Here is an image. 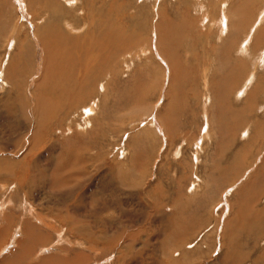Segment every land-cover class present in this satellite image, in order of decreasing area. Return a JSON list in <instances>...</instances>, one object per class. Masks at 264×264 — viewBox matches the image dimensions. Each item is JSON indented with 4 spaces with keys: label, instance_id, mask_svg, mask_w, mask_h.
<instances>
[{
    "label": "rangeland",
    "instance_id": "1",
    "mask_svg": "<svg viewBox=\"0 0 264 264\" xmlns=\"http://www.w3.org/2000/svg\"><path fill=\"white\" fill-rule=\"evenodd\" d=\"M86 5L129 47L71 107L41 36ZM0 25V264H264V0H0Z\"/></svg>",
    "mask_w": 264,
    "mask_h": 264
},
{
    "label": "bare ground",
    "instance_id": "2",
    "mask_svg": "<svg viewBox=\"0 0 264 264\" xmlns=\"http://www.w3.org/2000/svg\"><path fill=\"white\" fill-rule=\"evenodd\" d=\"M94 1V0H93ZM75 2V1H74ZM87 2V1H86ZM90 2V1H89ZM105 2V1H104ZM23 3V2H22ZM76 3V2H75ZM88 3V2H87ZM95 3V2H94ZM83 4V3H82ZM93 4V3H92ZM91 4V5H92ZM57 5H59V3H57ZM94 5V4H93ZM92 5V6H93ZM115 5V4H114ZM84 7H86V9L89 11V9L87 8V5L86 6H84ZM90 8V13L89 12H85L86 13V18L84 19L85 21H83V24H80V23H78V21L79 20H77L76 21V19H74V18H71V19H69V21L67 20V18H69V17H67L66 15H69L67 12H65V14H64V16H63V19H64V17H65V20H63L64 21V24H62L58 19H56V21L54 22V23H50L48 26H46L45 27V29H47L45 32L43 31V35L41 36V39H42V42L45 44V46H46V49H47V43H48V49H47V51L49 52V54H46V52H44L45 53V55L47 56L48 55V57H49V59H50V63H49V67L52 69V65H53V63L54 64H56L57 65V67H55V68H53V70L52 71H55V72H57L58 70H60L61 72H63V73H61V74H63V76L62 77H65V82H61L60 84H61V86H60V90H64L63 92L65 93V96H66V94L68 95V97L69 98H71L70 100H71V107H73V105H74V103L75 102H77V101H80L79 100V98H81L82 99V96H81V93L79 94V91L80 90H89V80H87L88 78V76H90V74L87 76V74L88 73H91V74H93V76L95 75V76H101V74L102 75H104L105 76V74L104 73H106V71H104L105 69H107V68H109V66L107 67V64H105V62H107V60L109 61L111 58L110 57H112V54H116L115 56H117V58H120L119 56H122L123 54H124V52H126V49L129 47V46H126L125 44H128L127 43V39H129V37H126V35H125V32H124V29H126L125 28V26L123 25L122 26V22L119 24V23H117L116 22V24H114L111 20H110V18H108V20L107 21H105L104 22V20H98V21H100L99 22V25H102V23H103V27L102 26H100V28H98V26H96V21H95V18H94V15L92 14V10H93V8H92V10H91V6L89 7ZM82 10V9H81ZM86 10V11H87ZM54 10L52 9V11H50L51 12V14H52V12H53ZM92 11V12H91ZM62 13H64L63 11H61ZM253 12V11H252ZM46 14H47V12H46ZM48 14H49V12H48ZM54 14V13H53ZM91 14V15H90ZM227 14V13H226ZM35 15H36V13H35ZM37 15H39V14H37ZM60 15V14H59ZM118 16V15H117ZM61 17V16H60ZM89 17L91 18L92 17V19H89ZM123 17V15L121 16V18ZM56 18V17H55ZM59 18V17H58ZM61 19V18H60ZM120 19V18H119ZM124 19V18H123ZM42 20V19H41ZM227 20V19H226ZM123 21V20H122ZM224 21H225V19H224ZM80 22V21H79ZM259 22L261 23V21H260V17H258L257 19H256V21L252 24V26L253 25H255V26H253L252 28V30H255L256 29V27H259ZM228 23H230V22H228ZM231 24V23H230ZM241 24V23H240ZM259 24V25H258ZM66 25V27L68 28V30H66V28L64 27ZM89 25V26H88ZM258 25V26H257ZM1 26V25H0ZM86 26H88L89 28L88 29H90V31H92V30H94V27H95V31H96V29L98 28V29H101L102 28V33H100L99 32V34L98 35H100V36H103L102 38H100L101 39V42H99V41H92V42H95V44L94 45H96V46H101V47H103L105 50L103 51V52H105V51H107V52H105V53H103L102 54V56H101V63L100 64H98V65H96V66H98V67H96L92 62L95 60V59H99L100 57L98 56V54H99V52L103 49H101V47L100 48H98L100 51L98 52V53H94L93 52V48L91 49L90 47H87V46H85L84 45V41L86 40H84L83 42L81 41L82 39H83V37H81V35H84L85 36V34L83 33V34H80L79 32H80V30H82V29H84ZM64 27V28H63ZM87 29V30H88ZM247 29V28H246ZM246 29H244V31H246ZM251 29V28H250ZM258 29V28H257ZM232 30V29H231ZM4 31H5V28H4ZM74 31H75V33H74ZM76 31H77V33H76ZM79 31V32H78ZM94 31V32H95ZM72 32V33H71ZM251 32V31H250ZM92 34V33H91ZM224 34V33H223ZM90 36V35H89ZM100 36H98V38L100 37ZM40 37V36H39ZM250 37H252L251 36V34L250 33H246L245 34V39L246 40H250L251 38ZM85 38V37H84ZM98 38H96L97 40H99ZM95 40V39H94ZM47 41V42H46ZM87 41H88V39H87ZM89 41H90V39H89ZM91 41H90V43H91ZM86 42V41H85ZM83 43V44H82ZM23 44V43H22ZM63 44H65V49L68 51L66 54H64V52H62V54L60 53V51H59V49H61L60 48V46H62ZM92 44V43H91ZM217 44V43H216ZM239 44H240V42H239ZM113 46L115 47L114 49H113ZM92 47V46H91ZM241 47V45L240 46H236L235 45V50H236V48H240ZM57 48H59V49H57ZM96 47H94V49H95ZM231 48H232V44H231ZM22 49H23V46H22ZM63 49H64V47H63ZM97 49V48H96ZM241 49V48H240ZM82 51V54L81 53H79V56H81L82 58H84V60H83V62H82V58L81 57H79V61H81L80 63V67H78L77 66V64H79V63H77V64H75L76 62H78V60H77V57H73V55L71 54V53H73V51L75 52V53H78V52H81ZM243 50V49H242ZM56 51V52H55ZM64 51V50H63ZM228 51V50H227ZM263 52V51H262ZM53 53V54H52ZM62 55V57H61V59L58 57V56H61ZM78 55V54H77ZM126 55V54H125ZM261 55V54H260ZM89 56H91V58L89 57ZM44 58H45V56H44ZM262 58H263V56H262ZM261 58V60H263ZM239 59V58H238ZM69 60H71V64L67 67V63H68V61ZM98 61V60H97ZM44 62H45V59H44ZM43 62V63H44ZM70 62V61H69ZM8 63H9V61H8ZM98 63V62H97ZM85 64H87L86 65V67H85V71L83 70V67L81 68V66L82 65H85ZM90 64H92L91 66H90ZM254 64V63H253ZM94 65V66H93ZM248 65V64H247ZM91 67V68H88V67ZM252 66V65H251ZM96 67V68H95ZM10 68V67H9ZM64 68H66V69H64ZM93 69H96L97 70V73L96 72H94V73H96V74H94V73H92V70ZM234 70V69H233ZM243 70V69H242ZM84 71V73H82ZM99 71V72H98ZM247 71V70H246ZM119 73V72H118ZM107 74H109V73H107ZM205 74V73H204ZM233 74H235V73H233ZM8 75V74H7ZM55 75H56V73H55ZM110 75H111V73H110ZM236 75V74H235ZM240 75V74H239ZM57 76H58V74H57ZM60 77H61V75H59ZM92 76V75H91ZM9 77V76H8ZM8 77H6V79L8 78ZM75 77H77L76 78V80H74L75 79ZM83 77V78H82ZM228 77V76H227ZM230 77V76H229ZM252 77V76H251ZM58 78V77H57ZM207 78V77H206ZM205 78V79H206ZM240 78V77H239ZM244 78V77H243ZM97 79V78H96ZM68 80H71L73 83H70L71 81H68ZM80 80V81H79ZM226 80V79H225ZM230 80V79H229ZM245 80V83L247 84V79H244ZM19 81H20V79H19ZM89 81V82H88ZM232 81H233V79H232ZM84 82V83H83ZM21 83V82H20ZM25 83V82H24ZM56 83V82H55ZM91 83V82H90ZM6 84V83H5ZM235 84V83H234ZM14 85H15V83H14ZM236 85V84H235ZM6 86H7V84H6ZM26 86V85H25ZM39 86V85H38ZM37 86V87H38ZM85 86H87V88L85 89ZM92 86V85H91ZM107 86V85H106ZM40 87V86H39ZM78 87V93H77V95H75V92H74V90L76 89ZM243 87V86H242ZM248 87V86H247ZM29 88V87H28ZM27 89V88H26ZM233 90H234V88H232ZM241 89V88H240ZM225 90H229V88H228V85H226L225 86ZM26 91V90H25ZM72 91V92H71ZM245 91H246V89H245ZM89 92V91H88ZM246 92H248V91H246ZM90 93V92H89ZM32 94V93H31ZM34 94V93H33ZM36 94V93H35ZM70 94H72L73 96H71L70 97ZM239 94H240V92H239ZM21 95V94H20ZM19 95V96H20ZM83 95V94H82ZM227 95H230V94H227ZM240 95H242V94H240ZM22 96V95H21ZM20 96V97H21ZM28 96V95H27ZM34 96V95H33ZM36 96V95H35ZM84 96V95H83ZM79 97V98H78ZM84 97H87V96H84ZM238 97V96H237ZM28 98V97H27ZM38 98V100H39V102H40V106H41V99L39 98V97H37ZM75 98V99H74ZM77 98V99H76ZM228 98V97H227ZM233 98V97H232ZM239 98V97H238ZM67 98H65L64 100H66ZM209 99V98H208ZM229 99H230V97H229ZM84 101V100H83ZM224 101V100H223ZM237 101V100H236ZM235 101V102H236ZM70 102V101H69ZM231 103H233V100L231 101ZM235 104V103H234ZM33 105V104H32ZM38 105V106H39ZM118 105V104H117ZM228 105V104H227ZM234 106V105H233ZM92 107H93V105H91V106H89V108H87V111L89 112V113H93V110H92ZM229 107V106H228ZM9 109V108H8ZM36 110H39V108H35ZM138 109V108H137ZM231 109H232V107H231ZM246 110V109H245ZM251 110H253V109H251ZM132 113V112H131ZM168 113V112H167ZM206 113V112H205ZM247 114V113H246ZM89 115V114H88ZM87 115V116H88ZM233 115V114H232ZM236 117V116H235ZM233 118V117H232ZM237 118V117H236ZM245 118V117H244ZM35 120V119H34ZM243 120H245V119H243ZM42 121H43V119L42 118H36V125H34V127H35V130L32 132V139H30V138H28V142L25 144H23V145H21L22 146V148H21V150H23L25 147H26V145L28 144V146H31V140H36V137H37V140H39L38 138H40L42 135H40V136H38V133L39 132H41V131H43V129H44V125H43V123H42ZM242 124V123H241ZM246 124V123H245ZM245 124H244V126H245ZM253 125V124H252ZM257 125V124H256ZM261 125V124H260ZM32 126V125H31ZM60 126V125H59ZM236 126V125H235ZM208 127V126H207ZM232 127V126H231ZM247 127V126H246ZM249 127V126H248ZM263 127V126H262ZM25 128V127H24ZM260 128V127H259ZM26 129V128H25ZM42 129V130H41ZM56 129V128H55ZM240 129V128H239ZM261 129V128H260ZM31 130V129H30ZM29 130V131H30ZM59 130H64L63 129V126H61L60 128H59ZM52 131V130H51ZM245 131V130H244ZM249 131V130H248ZM26 132V131H25ZM64 132V131H63ZM44 133V132H43ZM208 133V132H207ZM45 134V133H44ZM43 134V135H44ZM50 134V133H49ZM144 134H145V132H144ZM257 135H259V133L257 134ZM9 137V136H8ZM12 137V136H11ZM27 137V136H26ZM28 137H30V136H28ZM254 137V136H253ZM261 137V136H260ZM251 138V137H250ZM15 140V139H14ZM9 141V140H8ZM13 141V140H12ZM39 141H41V140H39ZM59 144V143H58ZM11 145V144H10ZM40 145V144H39ZM62 145V144H61ZM32 148H33V146H31ZM34 147H35V145H34ZM16 148V147H15ZM38 148V147H37ZM6 149V148H5ZM4 149V150H5ZM20 149V148H19ZM21 150H19V151H21ZM35 150H37V149H35ZM39 150H40V148H39ZM32 151V149H30L29 150V152H31ZM38 151V150H37ZM16 152H18V151H16ZM33 152V151H32ZM4 153H6V152H4V151H1L0 150V154H4ZM37 153V152H36ZM33 154V153H32ZM29 155V154H28ZM41 155V154H40ZM34 156V155H33ZM42 156V155H41ZM34 159V158H33ZM42 159V158H41ZM37 160L36 161V163H41L42 164V160ZM35 160V159H34ZM24 164V163H23ZM31 164H33V163H31ZM43 165V164H42ZM31 166V165H30ZM22 167H24V165H22ZM26 168V167H25ZM25 170V169H24ZM36 170V169H35ZM34 170V171H35ZM31 179V178H30ZM19 182H20V184L21 185H23V186H25L26 184H28V183H33L34 181H31V182H29L28 181V179H26V177H22V178H20L19 180H18ZM17 181V182H18ZM26 183V184H25ZM35 183V182H34ZM4 184V183H3ZM18 184V183H17ZM14 185H16L15 183H14ZM37 185V184H36ZM18 186V185H17ZM28 186V185H27ZM35 186V185H34ZM34 188V187H33ZM28 193H26L25 194V196L27 195ZM27 197V196H26ZM25 202H29L28 201V197H27V200L25 201ZM7 207V206H6ZM228 207V206H227ZM28 208V207H27ZM2 209V208H1ZM30 210V209H29ZM1 212H2V210H1ZM3 213V212H2ZM37 218V217H36ZM27 223V222H26ZM257 223V222H256ZM33 224V226H34V223H32ZM37 223H35V225H36ZM262 224V223H261ZM30 225V224H29ZM38 225V224H37ZM37 225H36V227H37ZM67 225V224H66ZM28 226V225H27ZM31 226V225H30ZM259 226V225H258ZM29 227V226H28ZM38 227H40L41 228V226H38ZM256 227V226H255ZM27 229V228H26ZM31 229V228H30ZM34 229V228H33ZM29 230V229H28ZM31 231V230H30ZM29 231V232H30ZM26 232V231H25ZM26 234V233H25ZM38 235H39V233H38ZM65 240V239H64ZM223 241V240H222ZM26 244H27V242H26ZM230 245V244H229ZM204 246V245H203ZM36 256V255H35ZM56 258H54L53 257V259L52 260H55ZM47 261V262H46ZM48 259L46 260H43L42 262H39V263H41V264H43L44 262H45V264H47L48 263ZM132 261V260H131ZM34 263V262H33ZM39 263H36V264H39ZM52 263V262H51ZM32 264V263H31Z\"/></svg>",
    "mask_w": 264,
    "mask_h": 264
}]
</instances>
